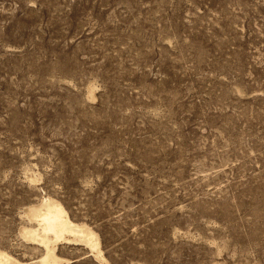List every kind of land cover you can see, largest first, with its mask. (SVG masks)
Segmentation results:
<instances>
[{"label": "rangeland", "instance_id": "1", "mask_svg": "<svg viewBox=\"0 0 264 264\" xmlns=\"http://www.w3.org/2000/svg\"><path fill=\"white\" fill-rule=\"evenodd\" d=\"M45 196L107 259L63 264H264V0H0V248L24 264Z\"/></svg>", "mask_w": 264, "mask_h": 264}, {"label": "bare ground", "instance_id": "2", "mask_svg": "<svg viewBox=\"0 0 264 264\" xmlns=\"http://www.w3.org/2000/svg\"><path fill=\"white\" fill-rule=\"evenodd\" d=\"M90 93L91 96H94L92 90ZM25 216L31 224L22 225L20 234L27 242L30 241L31 244L38 247L42 246L43 249L42 254L33 262L63 264L66 261H71L59 255L58 248L63 243H83L90 247L96 257L105 261L98 232L85 222L73 220L60 200L52 196H45L38 202L28 205ZM0 264L24 263L12 252L0 248Z\"/></svg>", "mask_w": 264, "mask_h": 264}]
</instances>
